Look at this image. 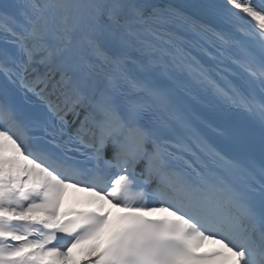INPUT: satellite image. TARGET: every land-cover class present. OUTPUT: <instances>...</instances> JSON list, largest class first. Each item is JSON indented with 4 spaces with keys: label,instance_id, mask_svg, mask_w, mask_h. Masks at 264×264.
Instances as JSON below:
<instances>
[{
    "label": "snow or ice",
    "instance_id": "1",
    "mask_svg": "<svg viewBox=\"0 0 264 264\" xmlns=\"http://www.w3.org/2000/svg\"><path fill=\"white\" fill-rule=\"evenodd\" d=\"M0 264H264V0H0Z\"/></svg>",
    "mask_w": 264,
    "mask_h": 264
},
{
    "label": "bare ground",
    "instance_id": "2",
    "mask_svg": "<svg viewBox=\"0 0 264 264\" xmlns=\"http://www.w3.org/2000/svg\"><path fill=\"white\" fill-rule=\"evenodd\" d=\"M96 199H98V198H95V197H91L90 196L89 199H88V202L89 203H93V201L96 200Z\"/></svg>",
    "mask_w": 264,
    "mask_h": 264
}]
</instances>
